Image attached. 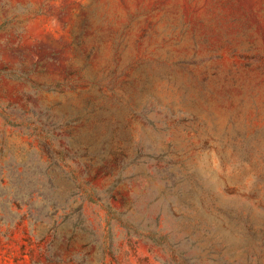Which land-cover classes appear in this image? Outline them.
Listing matches in <instances>:
<instances>
[{"label":"rangeland","instance_id":"1","mask_svg":"<svg viewBox=\"0 0 264 264\" xmlns=\"http://www.w3.org/2000/svg\"><path fill=\"white\" fill-rule=\"evenodd\" d=\"M0 264H264V0H0Z\"/></svg>","mask_w":264,"mask_h":264}]
</instances>
